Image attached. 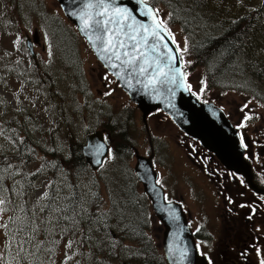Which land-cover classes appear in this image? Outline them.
<instances>
[{"label":"rangeland","instance_id":"obj_1","mask_svg":"<svg viewBox=\"0 0 264 264\" xmlns=\"http://www.w3.org/2000/svg\"><path fill=\"white\" fill-rule=\"evenodd\" d=\"M212 1L233 15L264 9V0ZM157 9L176 45L187 48L181 54L188 63L193 43L217 33L208 27L203 31L200 26L205 21L195 17L194 10H172L165 3ZM182 12L189 13L190 22L180 20ZM34 33L38 37L35 58L26 45L27 36ZM192 67L188 73L191 86L199 92L206 89L207 99L226 111L234 127H241L252 181L264 189V83L255 91L248 72L243 77L245 86L239 87L224 79L228 76L220 74L221 67L211 75L205 71L207 65L194 62ZM0 98L7 105L0 111L3 139L20 132L21 138H32L28 139L35 152L39 146L35 160L24 166L25 170L23 165L18 168L13 158L9 164L2 163L6 171L0 188L8 192L5 199L9 203L23 200L27 212L18 209L16 217L37 228L35 233L26 228L34 239L16 259L15 242L8 247L12 237L0 229V255L10 264L32 256L39 264H78L76 255L82 248L80 234L84 231L92 248L102 243L101 247L118 255L112 264H122V260L168 264L163 251L165 228L134 170L136 153L149 156L153 151L167 198L183 202L192 226L200 228L197 237L203 243L208 241L215 247L223 232L239 234L232 226L236 213L231 208L236 210L242 204L246 206L237 214L238 225L248 229L254 219L263 223V227L255 224L252 231L244 230L259 232L264 241V193L251 192L243 179L221 171L217 158L207 151L205 156L201 154L200 145L164 112L150 115L146 124L137 104L100 63L57 0H0ZM242 114L249 119L244 124ZM103 129L110 135L112 148L104 166L98 171L79 170L72 161L75 148L81 149L87 135ZM119 129L128 134L131 151L114 155L118 145H125ZM0 155L9 157L12 153L4 154L0 149ZM203 164L215 170L213 179L203 173ZM253 203L261 206L255 214ZM9 217H14L10 210L2 221L15 230L20 220L12 224ZM69 241L70 249L65 247ZM37 246L40 251H36ZM250 249L247 254L264 258L260 256L264 244Z\"/></svg>","mask_w":264,"mask_h":264},{"label":"water","instance_id":"obj_2","mask_svg":"<svg viewBox=\"0 0 264 264\" xmlns=\"http://www.w3.org/2000/svg\"><path fill=\"white\" fill-rule=\"evenodd\" d=\"M67 18L78 28L79 33L86 38L96 57L102 65L116 78L117 82L135 102L143 113L145 123L147 117L162 109L171 116L173 121L191 137L201 141L202 145L214 152L220 162L229 170L243 174L247 178L249 186L256 192L264 193L252 181L251 165L244 159L239 134L233 127L228 116L218 105L213 102H201L190 90L182 64V59L175 62V67L183 73L177 76L179 86L168 83L157 84L155 89L145 88L147 74L139 77L142 83H137L135 76L129 77L127 72H121V76L115 75L120 69H112L106 66V61L101 59L99 42L95 45L89 39L90 33L82 31V24L78 12L85 0H58ZM116 5L127 7L136 15L137 19L151 24L150 19L140 15L136 0H115ZM148 6L153 8L148 3ZM35 41L38 37H34ZM167 38V37H166ZM27 46L32 56H35L31 39L28 38ZM169 46L176 50V44L169 41ZM152 70L149 69V72ZM171 89V91H169ZM174 93V94H173ZM85 161L94 171L100 169L108 156L109 146L104 138L103 131H96L86 138V144L82 146ZM138 179L141 181L144 191L152 202L155 215L163 224V250L169 264H209L206 257L198 251L194 233L189 225L187 214L178 202H167L164 189L158 184V173L153 163V155L146 157L137 153V163L134 167ZM186 251L187 255L181 257L180 253Z\"/></svg>","mask_w":264,"mask_h":264},{"label":"trees","instance_id":"obj_3","mask_svg":"<svg viewBox=\"0 0 264 264\" xmlns=\"http://www.w3.org/2000/svg\"><path fill=\"white\" fill-rule=\"evenodd\" d=\"M148 2L156 9L158 6L165 3L169 5L172 10H189V12L194 10L196 12L194 16L204 19L205 21V24L200 26L203 31L208 27L210 30L217 32L216 34L209 33L205 38L193 43L190 50L191 56L189 57L190 60L192 59L191 63H188L185 59V55H183L186 73L193 71L192 63L194 62H198V65L200 63L203 67L207 65L209 68L205 69V71L208 75L214 74V70L221 67L220 74L222 71V74L224 72L228 76L227 78H223L240 87L241 85L245 86L243 77L248 72V81L251 83L252 88L258 91L261 83H264L263 8L250 15H244L245 13L233 15L232 11L228 10L224 5L218 1L213 2L212 0H148ZM188 15L189 13H180V20L183 21V19H185L187 23L190 22V18L187 17ZM162 20L164 21L163 18ZM205 90L206 89H203L199 93L207 97L206 92H204ZM246 90L247 89H243V91ZM3 109H7V105L5 101L0 98V111L3 112ZM114 130H116V128H114ZM119 130H121L122 140L125 145H118V148L114 150V155H123V153H129L131 151L132 143L128 134L124 129ZM2 132L0 128V141H2L0 143V149H4V154H8L10 151L12 155L9 157L0 155V175H4L5 168L2 167V163L9 164L12 162V158L15 159L14 162L17 164L18 168L23 165V169L25 170L24 166L35 160L34 153L38 152L39 146H36L35 152L29 140L32 139L31 137L24 136L21 138L19 132L16 134L11 133L8 136L9 140H7V138H5L6 135H4L3 139ZM121 148L123 152L119 153L118 151H120ZM204 152L205 151L202 149L201 154L205 156ZM74 154L72 161L75 167H78L81 171L90 169L83 157L82 149L79 147L75 148ZM217 166H220L218 162ZM219 168L221 171L226 172L222 167ZM24 170H21V173L24 172ZM213 170L214 169H206L207 175L211 177ZM3 182L4 177L2 182H0V187L4 186ZM3 196H8V192L3 191ZM7 207L10 212L14 214V217H16L18 209H20L21 212H27L23 200L19 203H8ZM25 235H29V230H25ZM80 242L82 248H80L78 255H76L78 264H112V260L118 258L116 253L109 251L110 249L101 247L102 243L98 245L95 244L96 248L95 246L92 248V240L88 237L86 231L80 234ZM35 260L36 258L34 256L28 257V259H18L19 264H31V262ZM122 262V264H133L131 260H122Z\"/></svg>","mask_w":264,"mask_h":264},{"label":"snow or ice","instance_id":"obj_4","mask_svg":"<svg viewBox=\"0 0 264 264\" xmlns=\"http://www.w3.org/2000/svg\"><path fill=\"white\" fill-rule=\"evenodd\" d=\"M136 2L143 6L139 9L140 15L150 19L151 24L138 20L129 8L116 5L115 0H85L81 9L72 14L78 15L82 24L81 30L86 34L90 33V41L94 45L95 42L100 43L99 52L101 59L107 62L106 66L121 70L115 75L119 77L121 72H127L130 78L135 76L137 83H142L139 77L147 74L145 88L155 89L157 84L167 85L168 83L179 86L177 76L184 74L174 65L177 60L182 59L181 53L186 52L187 48L180 49L179 45H176L174 52L173 48L169 46V41L175 44V38L167 29L165 22L158 18L159 9L149 7L148 0H136ZM149 69L152 71L149 72ZM187 87L190 88V85ZM108 94L110 93H106V95ZM2 180L3 176L0 175V182ZM3 191L6 190L0 188V229H4L12 237L8 247H11L15 242L17 252L13 259H16L25 251V246L31 244L34 239L33 235L24 237L21 234L25 233L26 227H30L32 233H35L37 228L26 224L19 217H9L12 224H16L17 220H20V224L15 230L11 229L8 223L2 221L3 214L9 211L7 207L9 202L3 196ZM44 195L47 197L48 194ZM245 206L241 205V207ZM18 237L20 238L18 239ZM65 247L72 248V241H69ZM36 251H40L39 246ZM180 255L183 258L187 252L182 251ZM67 259L71 260L72 257L67 256ZM0 264H10V262L5 261L3 255H0ZM17 264H19L18 260ZM31 264H39L38 259L32 261ZM260 264H264V260H261Z\"/></svg>","mask_w":264,"mask_h":264},{"label":"flooded vegetation","instance_id":"obj_5","mask_svg":"<svg viewBox=\"0 0 264 264\" xmlns=\"http://www.w3.org/2000/svg\"><path fill=\"white\" fill-rule=\"evenodd\" d=\"M253 206L255 214L257 213L258 208L255 207L254 203ZM184 208L186 209L185 206ZM242 208L243 207L241 206L237 207L236 210L231 208V211L236 213L232 223L233 229L237 230L241 236L235 232H223V237L219 238L215 247L208 241H204L203 243L197 237L196 227L192 226L195 231L198 248L200 252L207 257L209 264H260L261 260H264V258H258L255 253L250 255L246 253L250 252V247H253L256 244H264V241L259 232L252 234L245 230L249 229L252 231L255 224H259V226L263 227V223L254 219L252 220V223L249 222L251 225L248 226V229H245L243 226H239L236 220L237 214L242 210ZM191 225H193V222H191ZM204 247H206V250ZM260 256H264V252H262Z\"/></svg>","mask_w":264,"mask_h":264}]
</instances>
